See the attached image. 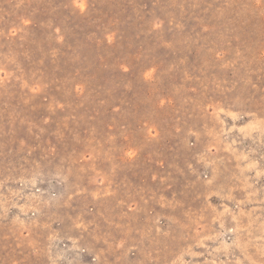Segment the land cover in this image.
<instances>
[{
    "label": "rangeland",
    "instance_id": "1",
    "mask_svg": "<svg viewBox=\"0 0 264 264\" xmlns=\"http://www.w3.org/2000/svg\"><path fill=\"white\" fill-rule=\"evenodd\" d=\"M0 264H264V0H0Z\"/></svg>",
    "mask_w": 264,
    "mask_h": 264
}]
</instances>
